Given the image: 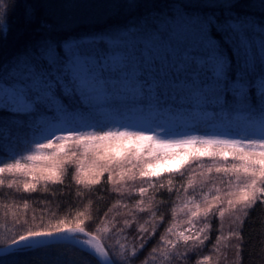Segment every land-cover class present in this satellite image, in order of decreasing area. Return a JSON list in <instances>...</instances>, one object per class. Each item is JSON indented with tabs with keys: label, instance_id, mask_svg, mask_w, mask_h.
<instances>
[{
	"label": "snow or ice",
	"instance_id": "6c2138e0",
	"mask_svg": "<svg viewBox=\"0 0 264 264\" xmlns=\"http://www.w3.org/2000/svg\"><path fill=\"white\" fill-rule=\"evenodd\" d=\"M160 4L116 0L101 14L75 0H28L24 27L9 41L21 5L0 0V190H14L0 195L23 200L25 210L16 234L0 239V264L37 253L48 264H211L209 245L219 264L234 242L242 248L243 223L264 205V0ZM185 33L203 53L182 46ZM133 38L139 57L109 53V45L131 49ZM115 87L114 103H150L172 116L204 111L209 120L177 130L84 122L93 89L111 100ZM241 116L248 126H239ZM6 175L23 179L5 185ZM33 195L42 197L41 212L28 216ZM64 196L69 208L73 197L87 203L46 220L48 197ZM109 234L126 243H105ZM235 260L243 264L241 251Z\"/></svg>",
	"mask_w": 264,
	"mask_h": 264
},
{
	"label": "trees",
	"instance_id": "16d2710c",
	"mask_svg": "<svg viewBox=\"0 0 264 264\" xmlns=\"http://www.w3.org/2000/svg\"><path fill=\"white\" fill-rule=\"evenodd\" d=\"M18 4L21 5V7H18L14 13V15L11 17L10 24L12 26V33L9 35V41L12 40L14 37L15 33L19 31L21 28L24 27V22L22 20V7L26 3H28V0H17ZM75 2L80 3V4H91L95 5L94 8L87 9V11H97L98 13L103 14L105 11H111L116 7V0H75ZM161 7H163V0H161ZM79 11H85V9L81 8L78 9ZM127 39V38H125ZM254 41V51L258 47V38L253 37ZM140 41L133 38L132 41V47L131 49L129 48L128 44H122V45H109V53L114 52L116 50H120L123 53H127L129 55V58L132 56H137L139 57L140 52L142 49L139 47ZM193 45H196V47L192 48ZM182 46L183 47H189L192 48V51L196 53H203V47L201 44L198 43V40L194 34H184V40L182 41ZM88 51H90L94 56H104L106 53L103 49H100L98 46H89ZM115 77L120 76V73H114L113 74ZM129 76H132L133 73L129 71L128 73ZM117 99V96H113L111 100H108L106 98V101L112 107V104H115L117 107L116 109L118 111H124V110H130L131 107L139 106L138 103H127V104H117L114 103V101ZM145 99L147 100L148 97L146 96ZM171 103V101H169ZM141 110H152L153 108L149 104H145L144 107L140 108ZM164 107L161 106L160 110L157 111L156 113L158 116H161L164 114L163 112ZM172 110V109H170ZM173 111V110H172ZM203 114H206V112L201 111ZM191 113V112H190ZM95 117V112L91 110L90 113L86 114L85 118L88 120H91V118ZM243 118H247L245 116H242ZM197 122L196 124H198ZM26 147V145H21V148ZM17 152H20V149H17ZM3 157L0 155V158ZM207 163V161L205 162ZM196 165L193 164L190 168L185 170V179L187 178V173L192 170V168H195ZM10 179H23L22 177H11L7 176L5 177V185L7 184L8 180ZM174 182L177 187L181 183H183L182 180L179 178H173ZM219 179V178H217ZM167 177L163 178L160 181H157V183H165L166 184ZM139 186V185H137ZM146 186V185H145ZM210 186V185H209ZM219 186V185H218ZM200 189L198 188L197 191ZM204 190H207L205 188ZM2 192H11L14 190H8L6 186L0 190ZM51 191V190H50ZM60 191L66 192V189L61 188ZM104 195L103 191L100 193H97V197H102ZM24 199H27V197H24ZM42 197L33 195L30 200H28V203L31 205L29 209H27V214L28 216H31L33 211H36L37 213L41 212V208L38 207L36 201H40ZM92 199V197H90ZM135 199H139V197H134L133 200L128 201L125 200V203H128L129 206H131L132 203L135 202ZM157 199H167V196L165 197H157ZM173 200H175V196L172 197ZM87 203V200L85 201H77L73 197L71 200V208L68 207L69 205V198L67 196L61 197L59 199L53 200L52 197H48L47 204L48 207L45 209V211L48 213L47 216H45V219H51L52 218V213L56 214L57 218L62 217L63 215L66 214V212L71 211L74 215L75 211L83 210V205ZM104 203L105 201L101 199L99 204L95 205V210H100V216H103L104 211L107 209L104 208ZM23 200L13 197L11 194L8 196L7 199H5L2 195H0V239L5 238V237H12L16 234L18 231L17 227V218H23L25 214V210L22 207ZM59 205V207H57ZM19 206V207H17ZM170 211V209H169ZM111 215V214H110ZM180 219H184V217H179ZM54 222V220L52 221ZM228 223L227 219L225 221V229H227ZM242 240H241V249H237L235 246V242L231 246L230 251L227 253L228 259L227 261L220 260L219 264H236L235 260V253L237 251H241L242 256H243V264H264V205L257 204L250 212V215L248 216L247 220L242 225V232H241ZM105 243L109 245H114L116 244L117 241L119 243H126L125 239L122 236L115 235V234H109L108 236H105ZM211 246L209 245V248H205L203 250V254L205 255H212V262L211 264H218V257L216 255H213L210 252ZM72 255L76 256L77 260L85 259L86 256H82L80 252H72ZM199 258V257H194ZM33 259H38L40 261V264H48L49 257L47 256H42L40 253L35 254V257L33 256H28L26 258L21 259V264H25V261H32ZM63 260V258H61ZM93 264H95V261H93ZM102 264V262H101ZM135 264V262H133ZM186 264H190V262H186Z\"/></svg>",
	"mask_w": 264,
	"mask_h": 264
},
{
	"label": "rangeland",
	"instance_id": "374dc122",
	"mask_svg": "<svg viewBox=\"0 0 264 264\" xmlns=\"http://www.w3.org/2000/svg\"><path fill=\"white\" fill-rule=\"evenodd\" d=\"M110 53H123L120 50H116ZM115 78V76L113 75ZM126 94L129 96H134V93L127 92ZM120 93L119 87H115L113 91V96H117ZM107 94L103 89H93L92 92V110L95 112V117L88 120L85 118L84 122L87 123H97V124H106L110 122H119L120 124L128 127H136L141 126L146 129H154L158 126H164L169 128L170 130H177L180 126L184 128H188L189 126L195 124L199 126L200 123L208 121L209 117L207 114H203L200 112H185L180 114L179 116H172L169 113L172 111L170 109H163L164 114L158 116L156 110H141L140 106L131 107L130 110L118 111L116 109V105L108 104L106 101ZM123 104V103H121ZM98 106V108H97ZM199 122L198 124H196ZM239 126H248L247 118L239 117ZM0 159H4V156Z\"/></svg>",
	"mask_w": 264,
	"mask_h": 264
}]
</instances>
